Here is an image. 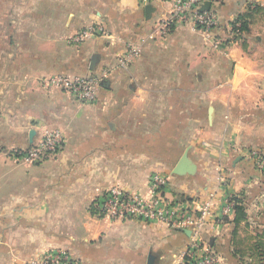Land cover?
I'll list each match as a JSON object with an SVG mask.
<instances>
[{"label": "crops", "instance_id": "1", "mask_svg": "<svg viewBox=\"0 0 264 264\" xmlns=\"http://www.w3.org/2000/svg\"><path fill=\"white\" fill-rule=\"evenodd\" d=\"M170 8L30 0L22 11L16 37L29 44L0 63V264L52 249L79 264H180L189 229L111 220L95 205L116 184L149 196L154 174L171 201L216 194L204 234L219 264H264V171L250 152L264 151V0L213 3L218 28L183 23L160 36ZM237 19L249 28L233 33ZM91 26L104 34L69 40ZM131 47L140 52L121 65ZM62 74L101 76L96 100L47 83ZM51 129L65 136L58 157L16 158ZM229 195L244 201L239 222L220 214Z\"/></svg>", "mask_w": 264, "mask_h": 264}, {"label": "built area", "instance_id": "2", "mask_svg": "<svg viewBox=\"0 0 264 264\" xmlns=\"http://www.w3.org/2000/svg\"><path fill=\"white\" fill-rule=\"evenodd\" d=\"M144 3L163 2L171 5L168 15L156 23V31L160 36L168 34L178 24H190L197 29L211 32L220 25V16L211 8L204 7L206 2L222 0H141ZM103 35L104 27L91 26L81 33L87 35ZM139 47H131L121 65L136 56ZM53 87L70 93L82 102H94L98 96L101 76L88 75L70 77L55 75L47 80ZM65 146V136L60 129L44 130L42 136L27 149L15 151L17 159L28 163H42L60 155ZM257 160L260 170L264 171V154L261 151L251 153ZM150 195L130 191L119 185H113L103 191L95 199L98 212L111 220L136 219L145 222H158L172 229H189L190 240L183 253L180 264H219V256L205 237L204 230L210 217L216 194L208 198L171 201L166 198L164 190L167 185L165 177L154 174L151 177ZM232 197L224 196L220 207L221 216H226L235 209ZM22 264H79L65 249H52L40 256L27 260Z\"/></svg>", "mask_w": 264, "mask_h": 264}, {"label": "rangeland", "instance_id": "3", "mask_svg": "<svg viewBox=\"0 0 264 264\" xmlns=\"http://www.w3.org/2000/svg\"><path fill=\"white\" fill-rule=\"evenodd\" d=\"M29 1L30 0H0V63L11 60L13 54L12 49L13 47H16V45H18V42L20 40H21V45L29 44V37L27 33L22 35L20 39L16 37L17 35L16 25L18 24L19 20H21L22 11L26 6H28ZM31 1L33 2V0ZM260 13L264 15V11ZM244 23H245L244 20L237 19L236 21H234L231 31L234 33L237 29L241 28ZM248 28H249V24L247 25L246 29ZM83 30L69 37V40L76 42L77 41L76 39L78 37H81L80 35L83 32ZM31 43L33 42L31 41ZM250 152L252 153L254 152V150ZM261 153L264 154V151H261ZM151 177L152 176H150V181L148 183L149 189L151 188L152 185ZM232 196L233 195H230V197Z\"/></svg>", "mask_w": 264, "mask_h": 264}, {"label": "trees", "instance_id": "4", "mask_svg": "<svg viewBox=\"0 0 264 264\" xmlns=\"http://www.w3.org/2000/svg\"><path fill=\"white\" fill-rule=\"evenodd\" d=\"M246 28H247V22L245 21V23L242 25L241 29L245 30ZM232 199L236 203L235 204V212H236L235 221L239 222L240 220L244 219L246 216L244 201L242 199V196L233 195Z\"/></svg>", "mask_w": 264, "mask_h": 264}, {"label": "water", "instance_id": "5", "mask_svg": "<svg viewBox=\"0 0 264 264\" xmlns=\"http://www.w3.org/2000/svg\"><path fill=\"white\" fill-rule=\"evenodd\" d=\"M210 6H211V2H209V1L206 2L205 5H204V7H205L206 9H209ZM150 8H151V6L147 7V10L150 11Z\"/></svg>", "mask_w": 264, "mask_h": 264}]
</instances>
